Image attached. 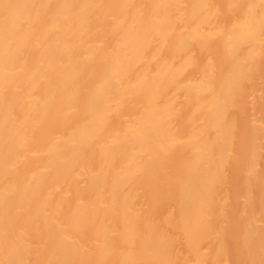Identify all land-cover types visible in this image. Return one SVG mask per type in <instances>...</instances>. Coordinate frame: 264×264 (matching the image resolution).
Returning a JSON list of instances; mask_svg holds the SVG:
<instances>
[{"label": "bare ground", "instance_id": "obj_1", "mask_svg": "<svg viewBox=\"0 0 264 264\" xmlns=\"http://www.w3.org/2000/svg\"><path fill=\"white\" fill-rule=\"evenodd\" d=\"M0 264H264V0H0Z\"/></svg>", "mask_w": 264, "mask_h": 264}]
</instances>
